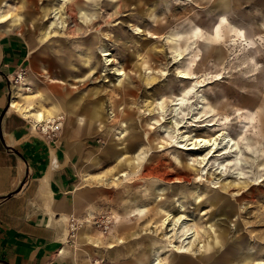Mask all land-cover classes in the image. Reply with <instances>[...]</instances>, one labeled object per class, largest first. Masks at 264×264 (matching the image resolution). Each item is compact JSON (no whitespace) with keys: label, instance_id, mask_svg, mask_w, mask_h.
Listing matches in <instances>:
<instances>
[{"label":"rangeland","instance_id":"rangeland-1","mask_svg":"<svg viewBox=\"0 0 264 264\" xmlns=\"http://www.w3.org/2000/svg\"><path fill=\"white\" fill-rule=\"evenodd\" d=\"M10 3L26 23L17 33L34 44L35 59L30 58L26 77L37 81L48 98L37 108L50 112L52 102L82 97V108L100 105L103 113L114 109L116 121L108 113L97 122L83 121L84 127L91 123L96 129L84 140L87 148L100 157L103 149L114 146L109 148L110 160L83 164L92 178L129 170L138 184L134 196L146 217L136 223L128 216L137 224L132 232L147 230L127 240L118 222L136 199L125 192V184L94 185L82 220L90 214L95 218L84 224L78 220L73 227L82 264H135L138 256L150 262L158 258L160 264H177L179 259L189 264H264V0ZM66 6L69 26L62 27L60 14L54 17L51 10ZM107 52L115 60L112 65L105 64ZM116 68L125 75H117ZM184 71L193 79H182ZM185 92H190L186 103L176 105ZM25 94L39 97L35 86ZM60 116L53 124L60 127L56 139L63 135L69 115ZM211 123L215 125L206 126ZM223 130L244 151L245 179L236 178L239 170L230 163L234 156H218L223 149L206 168L199 161L211 148L186 149L191 139L212 138ZM125 144L133 148L124 150L120 161L114 150ZM101 183H106L104 178ZM168 213L174 217L168 231L185 216L187 221H179V238L187 229L199 233L196 245L205 263L176 257L174 248L183 244L179 238L172 244L161 239L164 234L156 226ZM83 235L93 241H84ZM144 239H154L156 246L134 253L133 242Z\"/></svg>","mask_w":264,"mask_h":264},{"label":"crops","instance_id":"crops-1","mask_svg":"<svg viewBox=\"0 0 264 264\" xmlns=\"http://www.w3.org/2000/svg\"><path fill=\"white\" fill-rule=\"evenodd\" d=\"M10 1L0 0V264H82L75 239L77 222L84 224L94 217L90 214L82 220L84 206L93 200V191L97 189L94 185H106L101 183L105 176L90 177L89 168L83 163L98 165L102 160H110L111 147L103 149L98 157L84 140L96 130L91 123L107 116L108 111L103 113L100 105L82 108V97L52 102L50 112L40 110L37 103L48 98L39 83L31 78L28 82L38 89V99L22 89H14L13 97L12 79L29 64L30 58L35 59V49L32 40L29 42L23 34L17 33L26 23L13 12ZM5 3L10 4L9 8H4ZM3 10L14 19L2 21ZM15 103L17 105L12 107ZM31 107L35 108L33 111L45 112L48 118L61 117L63 113L69 115L63 135L56 139L43 134L36 116L28 112ZM88 119L90 126L84 127L83 121ZM126 209L118 222L123 240L131 239L136 223L146 217L136 218L135 225L131 226L133 222L125 215ZM82 239L93 241L86 235ZM133 246L134 253L139 254L143 251L140 247L152 248L156 241H134ZM178 262L189 264L181 259ZM135 264L140 262L137 260Z\"/></svg>","mask_w":264,"mask_h":264},{"label":"bare ground","instance_id":"bare-ground-1","mask_svg":"<svg viewBox=\"0 0 264 264\" xmlns=\"http://www.w3.org/2000/svg\"><path fill=\"white\" fill-rule=\"evenodd\" d=\"M65 2H67V0H64ZM3 5V4H2ZM10 6V4L8 3H5V9ZM71 6V5H70ZM61 7V6H60ZM65 9H68V6L66 7H63V8H54L51 10V15H53L55 13V16H58L60 14V17L58 20H62L61 21V24H63L62 27H68L69 26V23L67 24L68 22V15L65 16L64 14L65 13H68V11ZM69 10V9H68ZM14 12V11H13ZM77 14V11L75 12ZM72 14V13H71ZM83 14V13H82ZM17 16V15H15ZM71 18V17H70ZM10 19H14V17L12 18V15L11 13H8L7 10H3L1 12V20L2 21H8ZM77 20V19H76ZM80 20V19H79ZM83 20V19H82ZM92 21V20H91ZM76 22V21H75ZM83 22V21H82ZM72 23V22H71ZM55 24V23H53ZM56 24H59L58 22ZM92 24V23H90ZM2 25V24H1ZM71 25V24H70ZM59 26V25H58ZM92 26V25H91ZM94 26V25H93ZM8 27V26H7ZM74 28V27H72ZM132 28L134 30H140V28H135L133 27L132 25ZM11 29V28H10ZM70 29V28H69ZM94 29V28H93ZM82 30V29H81ZM70 31V30H69ZM75 31V30H74ZM77 31V29H76ZM89 31V30H88ZM110 31V30H109ZM87 32V31H86ZM144 32V31H143ZM79 33V32H78ZM71 35V34H70ZM79 36V35H78ZM106 36L107 37H112L111 36V33H108L106 32ZM85 37V36H84ZM83 37V38H84ZM87 37V36H86ZM110 41V40H109ZM209 46V45H208ZM106 51V50H105ZM104 51V52H105ZM103 52V53H104ZM34 53V52H33ZM103 56L105 57V64L107 65H112L114 63V59H110V57L112 56V54H110L109 52L103 54ZM178 57H182V55L179 53L177 55V59ZM176 59V60H177ZM115 71L117 72V75L119 76H124L125 75V72H122L120 69L116 68ZM115 72V74H116ZM110 77V76H109ZM182 79H186V80H190V79H193V77H191V75L189 73H185L182 72ZM28 79L27 78L26 80H24V82H21V83H18L16 86L13 87V97H14V89H22L23 92H30L32 91V87L29 86V82H28ZM202 87V86H201ZM119 88V87H118ZM17 90V91H18ZM20 91V90H19ZM190 94V92H185V94L181 97H179L178 99H176L177 103L176 105H184L186 103V98H187V95ZM19 100V99H18ZM16 100V101H18ZM183 100L184 102L181 103L180 101ZM14 101V100H13ZM21 102V101H20ZM35 102V101H34ZM29 104V103H28ZM17 104H12V107L13 106H16ZM35 108L34 107H31L28 112L35 115L36 116V119H37V122H39V125L38 128L41 130V132L43 134H48L50 131L52 130H60V127H55V125H53L54 123H57V121L59 119H61L62 117H57V118H48L45 114V112L43 111H33ZM101 112V111H100ZM48 113V112H46ZM152 113V112H150ZM49 114V113H48ZM47 114V115H48ZM106 115V114H105ZM109 117L111 119H113V121H116L117 120V114H115V110L112 109V112L111 113H108ZM97 119V118H96ZM215 124H208L206 126H214ZM179 127V124H177V128ZM180 129V127H179ZM220 133H223V135H217L215 137H212V138H202V137H196V138H193L191 139L192 140V143L189 145V147H187L186 149L188 151H198L200 149H202L203 147H208V148H211V150L208 151V153L205 155V157L201 158V160L199 161V164L204 166L203 168H206L207 165L209 164V161L211 159V157H213L217 152H219V149H223V152L222 153H217L218 156H224V155H232L234 156L236 159L235 161H232L230 162L231 165H234L236 166V168H238V175H237V179L241 180V179H245V172L243 171L242 167L244 165V161L242 159L243 155H244V151L242 149V147L239 145V143L232 137L229 136V133L225 130L221 131ZM137 137V136H135ZM149 139V138H148ZM207 140L209 141L208 144H205L204 141ZM149 142V141H148ZM224 144V146L222 147L221 144ZM132 144H125L121 147H119L118 145L115 147L116 150H114L115 154L116 155H119L118 158L120 159V161H123L124 158H122V155L123 154H120V152L123 153L124 150H127L129 148H131ZM108 146V145H107ZM113 146V145H112ZM181 147V146H180ZM113 149V147H111ZM133 148V147H132ZM182 148V147H181ZM207 148V149H208ZM108 149V148H106ZM111 150V149H110ZM251 150V148H250ZM212 155V156H210ZM240 156V157H239ZM228 159V158H227ZM231 159V158H230ZM229 160V159H228ZM137 162V161H136ZM256 164H257V159L255 158V161ZM123 164V163H122ZM139 164V162L137 163ZM121 165V164H120ZM164 165V164H163ZM153 168V167H152ZM168 171V170H167ZM222 171H220L221 173ZM173 173V172H172ZM208 173V172H207ZM149 174V173H148ZM160 174V173H159ZM162 174V173H161ZM166 174V173H164ZM168 174V173H167ZM179 174V173H178ZM104 175V174H103ZM134 175V174H133ZM208 175V174H207ZM151 176V175H150ZM167 176V175H166ZM170 176V175H169ZM173 176V175H172ZM175 176V175H174ZM202 176H199L197 179H201L202 180ZM102 178V176H101ZM155 178V177H154ZM171 178V177H170ZM143 179V178H142ZM167 179V178H166ZM186 180V179H185ZM98 181V179H97ZM104 181L106 182L105 184L109 185V184H113V187H118L120 185H124L125 186V192H127L129 195L128 196H131L133 195L135 192L133 191L136 186L138 185L134 180L131 179V172L128 170H118L116 171V175L114 177H104ZM163 182V181H162ZM263 182V181H262ZM106 186V185H105ZM110 187V186H109ZM138 187V186H137ZM236 189V188H235ZM157 188H154V190H152V192L154 194H156L158 191ZM250 191V190H249ZM248 191V192H249ZM251 192V191H250ZM252 194V193H251ZM240 195V194H238ZM246 198V197H245ZM253 198V197H252ZM136 199V198H135ZM133 201L131 200L130 204H129V207H127V209L124 211L125 215H130L131 217H134V218H138V217H142L143 215H145L146 213L143 212L142 210H140V208L137 207V199L132 203ZM133 213V214H132ZM172 215L168 213V216L163 220V223L161 224V226H156V228H159L162 230V234L163 237H161V239L163 241H166L170 244L173 243L172 239L174 240L176 237L177 239L179 238V229H180V226L182 223H179V221L181 219H183V221H187L188 219L185 217V216H182L180 217L179 219H177L174 223V227L168 231V227L170 226L171 222L173 221L174 217L171 218ZM95 217H92L90 219H87V222H91ZM160 221V220H158ZM149 223V222H148ZM150 224H148L147 226H149ZM152 225V224H151ZM131 226H134L131 225ZM153 227V225L151 226ZM143 230H147L146 228L143 229ZM143 230H140L139 233L138 231H136L134 234H133V237L134 236H140V233L143 231ZM191 229H187L182 236H180L179 240H181L183 242V244L181 246H177L174 248V254H178V255H175L176 257L178 258H182L181 255H184L186 256L187 255V258H190L191 257H194V258H197L198 260H200L201 262L205 263V260L203 259V254L201 253V250H198L197 249V245H196V241L198 240L199 238V233H195V231L193 232H190ZM132 237V238H133ZM219 237V236H218ZM220 238V237H219ZM230 238V237H229ZM190 239V240H189ZM200 239V238H199ZM89 241V239H88ZM121 241V240H120ZM92 242V241H91ZM96 242V241H95ZM122 243V241L120 242ZM218 243L220 244V242L218 241ZM187 245H190V249L186 246ZM210 245V244H209ZM116 247V245H111L110 248H114ZM134 247V246H133ZM198 251V252H197ZM146 257L145 254H142ZM138 260V262H140V264H160L158 263V258H156L154 260V262H150V260H147V261H143L142 258H138L136 259V261ZM180 260V259H179ZM177 264H184V262H178Z\"/></svg>","mask_w":264,"mask_h":264},{"label":"built area","instance_id":"built-area-1","mask_svg":"<svg viewBox=\"0 0 264 264\" xmlns=\"http://www.w3.org/2000/svg\"><path fill=\"white\" fill-rule=\"evenodd\" d=\"M26 76H27V68L25 66L16 72L15 76L12 79V87L16 86L18 83L24 82V80L27 79ZM57 131H60V130H52L48 133V135H51L54 138H56L57 137V134H56Z\"/></svg>","mask_w":264,"mask_h":264},{"label":"snow or ice","instance_id":"snow-or-ice-1","mask_svg":"<svg viewBox=\"0 0 264 264\" xmlns=\"http://www.w3.org/2000/svg\"><path fill=\"white\" fill-rule=\"evenodd\" d=\"M186 94H187V93H186ZM180 102H181V103H183L184 101H183V100H181ZM218 135H223V133H218ZM204 143H205V144H208V143H209V141L205 140V141H204Z\"/></svg>","mask_w":264,"mask_h":264}]
</instances>
